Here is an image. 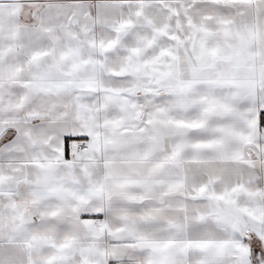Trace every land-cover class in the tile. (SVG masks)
<instances>
[{
  "label": "snow or ice",
  "instance_id": "obj_1",
  "mask_svg": "<svg viewBox=\"0 0 264 264\" xmlns=\"http://www.w3.org/2000/svg\"><path fill=\"white\" fill-rule=\"evenodd\" d=\"M0 264H264V0H0Z\"/></svg>",
  "mask_w": 264,
  "mask_h": 264
}]
</instances>
